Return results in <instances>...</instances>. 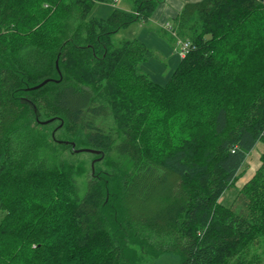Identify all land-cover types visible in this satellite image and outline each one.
Listing matches in <instances>:
<instances>
[{"label": "trees", "instance_id": "trees-1", "mask_svg": "<svg viewBox=\"0 0 264 264\" xmlns=\"http://www.w3.org/2000/svg\"><path fill=\"white\" fill-rule=\"evenodd\" d=\"M114 1L0 0V264H264V156L219 203L264 143V0L184 3L164 86L155 51L113 42L163 0L88 17Z\"/></svg>", "mask_w": 264, "mask_h": 264}, {"label": "rangeland", "instance_id": "rangeland-1", "mask_svg": "<svg viewBox=\"0 0 264 264\" xmlns=\"http://www.w3.org/2000/svg\"><path fill=\"white\" fill-rule=\"evenodd\" d=\"M124 7L127 8L125 0H116L112 3L95 2L88 13V17L104 19L107 18V16L114 8L123 9ZM157 9H159L158 6L154 13L158 11ZM153 14L151 16L152 19ZM173 18L174 17L161 19L159 20L157 26L155 24H152L150 21H135L127 27L121 28L116 34L113 35V42L115 44H118L122 40L137 39L145 44L148 48L155 51V56L150 57L146 61L142 62L140 68L143 72L148 74L149 78L153 82L162 86H164L169 81L173 71L180 62L179 50L176 49L178 47V40H176L174 37L171 40L169 38V35L171 34L168 32V30L165 31L166 34L162 33V30H165L164 25L166 23L169 25H173ZM153 119L154 121H157L159 119L161 122L157 125V128H163V119L158 115V113H154ZM263 156L264 143L262 141H259L247 154L244 163L238 171L234 183L223 192L219 203L223 205H229L232 203L240 187L253 175L256 169L259 168ZM65 157L69 161H73L75 165L83 167L88 174L91 173L90 164L92 159H94L95 157L94 155L88 153L74 154L72 153L71 149H67L65 151ZM103 163L104 161L101 160L100 162L95 164L96 172H98L99 170H108L105 163ZM5 214L6 211L2 207H0V221L5 217ZM151 264H179V258L176 254H166L155 261V263Z\"/></svg>", "mask_w": 264, "mask_h": 264}, {"label": "crops", "instance_id": "crops-1", "mask_svg": "<svg viewBox=\"0 0 264 264\" xmlns=\"http://www.w3.org/2000/svg\"><path fill=\"white\" fill-rule=\"evenodd\" d=\"M194 1L198 0H163V2L160 3L161 8L158 5V11L153 14V19L151 17L148 21L157 26L159 20L164 18L175 17V15L179 12L184 3Z\"/></svg>", "mask_w": 264, "mask_h": 264}, {"label": "built area", "instance_id": "built-area-1", "mask_svg": "<svg viewBox=\"0 0 264 264\" xmlns=\"http://www.w3.org/2000/svg\"><path fill=\"white\" fill-rule=\"evenodd\" d=\"M164 29L170 31V30H171V27H170L169 24L166 23V24L164 25ZM179 43H180V45H181V47H180V51H179V55H180V57H184L185 54L187 53V51H188L190 45H189L188 42H183L182 40H180Z\"/></svg>", "mask_w": 264, "mask_h": 264}, {"label": "water", "instance_id": "water-1", "mask_svg": "<svg viewBox=\"0 0 264 264\" xmlns=\"http://www.w3.org/2000/svg\"><path fill=\"white\" fill-rule=\"evenodd\" d=\"M49 79H46L44 81H42L39 85L33 87V88H37V87H40L42 85H44L46 82H48ZM72 146L74 148V144L72 143ZM82 150H85V151H88V152H93V153H99L98 151H95V150H90V149H76L75 152H79V151H82ZM92 166H93V163H92Z\"/></svg>", "mask_w": 264, "mask_h": 264}]
</instances>
